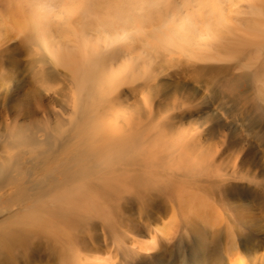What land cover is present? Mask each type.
<instances>
[{
	"label": "rangeland",
	"instance_id": "obj_1",
	"mask_svg": "<svg viewBox=\"0 0 264 264\" xmlns=\"http://www.w3.org/2000/svg\"><path fill=\"white\" fill-rule=\"evenodd\" d=\"M248 3L0 0V113L16 119L0 158L19 156V134L34 141L42 128V155L59 156L63 179L57 222L0 205V264H264V116L253 105L264 72L251 75L264 71V42L234 58L214 32L210 47L194 37L192 48L172 20L187 12L202 30L243 28ZM123 30L127 40L108 46ZM109 62L113 83L98 69ZM211 67L245 81L217 85ZM38 150L12 178L40 172Z\"/></svg>",
	"mask_w": 264,
	"mask_h": 264
},
{
	"label": "bare ground",
	"instance_id": "obj_2",
	"mask_svg": "<svg viewBox=\"0 0 264 264\" xmlns=\"http://www.w3.org/2000/svg\"><path fill=\"white\" fill-rule=\"evenodd\" d=\"M248 2H249L248 3L249 10L246 13L249 14L248 15L249 17L246 18V17L241 16L240 19L238 17V20L240 22L237 20L238 24L241 23L243 28L235 27L236 25L235 26L234 25L228 26L225 23V21L223 20L222 22H219L216 24V26H215L216 28L214 26H212L213 27L212 29L202 30L200 26L196 25V22L195 23L193 22V18L191 16H189L186 12V14H184V16H181V18L172 19L174 24H175L174 29L179 30V31H186V32L188 31L190 33L191 37L188 36V38L186 39L185 42L189 45V47H192V48H193V46H195L197 44V42L194 41V39H193L194 37H197L198 39L200 38V40H202L201 43L199 42L200 46L205 47L208 44L203 42L205 40V39H203L204 35L212 34L215 32V33H218L217 37H220V38H218L219 42L217 43L220 46L219 49L220 50H222V49L226 50L228 48L227 53L230 52L232 56L234 55V58L237 55V52H236L237 48H239L241 46L245 50L253 42H254L255 46L257 45L254 48L255 50H256V48L258 49L256 53H258V51L263 52V48L258 46V42L260 41V38L264 42V37H263V35H264L263 34V29H264V0H250V1L248 0ZM236 6L237 7L235 9V12L241 13V10L238 9L239 6L238 5H236ZM166 24H167V22H165V24H163L162 27L165 28ZM221 26L223 27L222 28L223 33L220 32ZM230 27H232V28H230ZM219 29H220V31H219ZM230 29H233V30H230ZM242 29H247V31L249 32V37L252 38V40L249 41L248 43H247V40L242 39L243 33H244L243 32L244 30H242ZM160 31L162 32V38L160 40L162 43L164 42L167 45L176 43L175 39H174L175 37L172 38L171 35L166 33L165 30H160ZM170 32H173V31H170ZM229 32H232L231 36H228ZM210 37H211V35H210ZM124 38L125 39L128 38V35L126 34V31L123 30L120 33H116L114 36H111V39H109L107 41V44H108V46H112L114 44H117L121 40H125ZM215 39H217V38H215ZM220 39H221L222 43L220 42ZM43 42H44L43 46L46 47L47 49H49L48 42L47 41H43ZM177 43L179 46H181V41H177ZM207 47H210V46H207ZM92 50H93V48H92ZM243 55L244 54L239 55L238 59H240V56H243ZM53 56L55 58L58 57V55L57 56L53 55ZM111 56H112V54H111ZM246 56H249V54H247ZM59 57L57 58V60H59V62H60L61 57L60 58ZM204 57H206V55ZM61 60H62V58H61ZM110 60L114 61V58L110 57ZM237 61H239V60H237ZM109 64L110 65L107 66V68L98 67V69L99 70L101 69V73H104L103 75L101 74L102 77H105L107 75V77L102 78V80L106 81V79L108 78V80L112 82V80L115 79L114 77L117 76L116 73H117V69H119V68H116V66L113 65L112 62H109ZM261 65L264 66V62H263V64L261 62ZM254 66L250 67V69L251 68L253 69ZM261 68H264V67H261ZM211 69H212V71L214 70L213 73H215L218 77L217 82L218 81L219 82L217 85H219L220 83L223 85V82L225 84V80L227 81L226 77H231L232 75H233V77H236L232 81H237L238 79H241V80L243 79L245 81L244 78L246 77V74H236V76H235L231 72L232 73L231 75L226 76L227 74H230V72L227 74H222L221 72L216 71L215 68L211 67ZM257 70H259V71H257ZM260 70L261 69L253 70L254 73L251 75H253L254 77H256L257 75L259 76V73L264 72V71L260 72ZM226 72L227 71H225V73ZM246 73H248V71H246ZM129 75L134 78V76H132L131 73H129ZM260 75L262 76L263 74H260ZM250 79L252 80V78H250ZM255 79L256 78H254V81H255ZM260 79H262V78H260ZM113 81H116V80H113ZM262 82H264V80H262ZM262 82L259 83V81H258V83L254 84V89H256L255 90L256 100L254 101L253 105L257 109H259L260 112L262 111L261 113L264 116V107L261 105L264 102V84H262ZM225 86H227V85H225ZM186 90H187V88H186ZM2 111L3 112L0 113V136H3L2 132L6 133V134L9 133V136H11L12 135L11 121H13V123L16 121L15 115L11 114L9 112V110H2ZM37 133H38V135L35 137L37 140H34V141L32 140V138L29 135L25 136L23 134H19V140L25 144L26 148L22 147L19 149V153H20L19 156L7 155L4 158H0V205L5 204V207L1 206V208H3V209H11L13 206H18L19 210L25 211L23 214L26 217V219L29 221H33V219L36 218L39 222H43L45 217H50L53 220V222H57L58 216L60 215L61 207H62V197H61V195L59 196L60 186L63 182L62 174H61V160H60L59 156H53V157L46 158L45 156L42 155V151L40 148H41L43 141H44L43 129L38 128ZM35 143L37 144V147L39 149L35 156H37V160H38L37 161V170L40 172H36L37 174L27 175L26 174L27 171L24 168L22 171L17 173V175H22V176H20L21 177L20 180L18 179L19 180L18 182H20V185H21V186L19 185L20 188L11 191L8 188H10L14 185V182H15L16 176H17V175H14L13 178L11 177L12 169H13V171L16 172L18 167L22 164V160L24 163H28V162L33 160V157L29 156V152H30L32 145ZM73 159H74V157L71 156L69 158V161H72ZM42 160L44 163H42ZM46 165L48 168L51 167L50 174H48V175H46V174L44 175V172L46 173V170H44V172H43V168H45ZM41 166H42V172H41ZM37 175H42L43 178L33 180L34 177L36 178ZM32 181H33V183H32ZM28 182H30L29 185L27 184ZM31 184H33V186H30ZM19 186H17V188ZM48 191H52L51 196H50V202H51L50 206L48 204H46V202H45V199L47 198L46 194ZM30 206H34L33 210H31V211L27 210Z\"/></svg>",
	"mask_w": 264,
	"mask_h": 264
}]
</instances>
